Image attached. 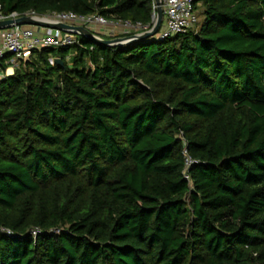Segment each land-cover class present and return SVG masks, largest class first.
I'll return each instance as SVG.
<instances>
[{"label":"trees","instance_id":"trees-1","mask_svg":"<svg viewBox=\"0 0 264 264\" xmlns=\"http://www.w3.org/2000/svg\"><path fill=\"white\" fill-rule=\"evenodd\" d=\"M153 1L0 12L149 25ZM194 8L186 33L81 36L0 80V264H264V0Z\"/></svg>","mask_w":264,"mask_h":264},{"label":"built area","instance_id":"built-area-1","mask_svg":"<svg viewBox=\"0 0 264 264\" xmlns=\"http://www.w3.org/2000/svg\"><path fill=\"white\" fill-rule=\"evenodd\" d=\"M161 1L163 10L162 24L153 38L156 40H164L174 35L186 33L197 25L199 18L194 8V0ZM153 9L152 22L149 25L133 23L130 20L110 21L101 14L80 15L72 11L52 12L48 14H38L34 11H29L24 14L13 12L10 15H4L0 12V20L17 19L28 16L39 17L47 22L84 26L100 38H104L102 36L104 33L113 35L115 29L120 30L122 33L120 37H125L149 30L156 20L157 5L155 0L153 1ZM108 25L111 26L108 27L110 28L109 31H99V28H104ZM80 37L81 35L73 30H61L48 26L19 22L13 23L10 27L0 29V80L14 74L15 67H17L21 61L28 60L34 50L66 45H78L82 47L83 43ZM113 38L116 37H110V39ZM50 61L54 63L55 59L51 58ZM3 64L8 65L6 70H3ZM185 156L184 176L191 182L189 170L196 161L189 156L187 150H185ZM7 232L10 234V231ZM37 233L38 231L34 232L35 235H37Z\"/></svg>","mask_w":264,"mask_h":264},{"label":"water","instance_id":"water-1","mask_svg":"<svg viewBox=\"0 0 264 264\" xmlns=\"http://www.w3.org/2000/svg\"><path fill=\"white\" fill-rule=\"evenodd\" d=\"M155 2L157 5L156 20L154 24L152 25V27L143 33L133 34V35L125 36V37H116L113 39L100 38L96 36L92 31H90L89 29L81 25L47 22V21L40 19L39 17H29V16L21 17L17 19L0 20V29L10 27L13 23L19 22V23H27L31 25L48 26L51 28H57L61 30H73L79 33L84 38L94 41L95 43L102 44V45L129 44V43L140 42V41H144L149 38H152L159 31L161 24H162V18H163L162 1L155 0ZM56 61L61 62L60 59H57Z\"/></svg>","mask_w":264,"mask_h":264},{"label":"rangeland","instance_id":"rangeland-1","mask_svg":"<svg viewBox=\"0 0 264 264\" xmlns=\"http://www.w3.org/2000/svg\"><path fill=\"white\" fill-rule=\"evenodd\" d=\"M197 15H198V18H199V23H198V26L200 25V23H201V21H202V19H203V17H202V15H201V10L199 9L198 11H197ZM108 27H111L110 25H108V26H106V27H104V28H99V31H103V30H105V31H109L110 30V28H108ZM98 31V32H99ZM100 33V32H99ZM102 34V33H101ZM108 33H104V34H102V36H104V37H108V36H114V37H120L121 35H122V33L120 32V30H118V29H115V31H114V33H113V35L111 34V35H107Z\"/></svg>","mask_w":264,"mask_h":264}]
</instances>
